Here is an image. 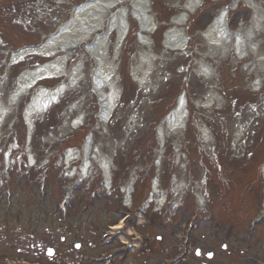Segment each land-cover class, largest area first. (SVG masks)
Returning a JSON list of instances; mask_svg holds the SVG:
<instances>
[{
  "label": "rangeland",
  "instance_id": "rangeland-1",
  "mask_svg": "<svg viewBox=\"0 0 264 264\" xmlns=\"http://www.w3.org/2000/svg\"><path fill=\"white\" fill-rule=\"evenodd\" d=\"M87 1L0 0V193L9 190L12 201L8 213L6 199L0 201V264L16 257L31 264H89L107 250L122 249L121 239L103 247L101 235L119 223L121 212L130 211V203L137 215L124 237L136 243L115 264H162L177 253L191 221L188 264H264V0H192L200 9L184 28L191 38L186 54L167 45L166 34L191 0H144L152 27L147 33L136 19L137 0L114 6L107 19L118 16L120 27L98 33L104 45L93 57L100 58L106 75L114 70L99 88L100 97L88 85L89 70L96 67L86 49L95 41L67 53L58 48L52 58L12 59L25 47L44 44V36ZM224 7L233 36L227 31L230 38L219 46L203 32ZM124 27L131 33L115 59ZM55 59L63 60L66 74L44 80L12 103L20 76ZM77 68L74 81L70 74ZM62 82V103L39 110L34 98L42 87L52 90ZM184 89L192 100V122L185 135L170 134L159 149L157 126ZM105 96L115 103L107 121L100 116ZM89 133L95 143L90 174L72 177L66 156L82 149ZM104 158L112 163L113 187L97 162ZM131 178L132 202L121 192ZM22 237L35 249L12 243ZM62 238L66 242L57 243V257L49 260L43 253L47 243ZM77 242L82 245L76 253ZM69 252L74 259H66Z\"/></svg>",
  "mask_w": 264,
  "mask_h": 264
},
{
  "label": "bare ground",
  "instance_id": "bare-ground-1",
  "mask_svg": "<svg viewBox=\"0 0 264 264\" xmlns=\"http://www.w3.org/2000/svg\"><path fill=\"white\" fill-rule=\"evenodd\" d=\"M128 0H94L91 3L87 4L85 7H82L76 11L75 20L72 24L67 25L64 27L59 34V36L51 39V41L47 42L42 48L38 49L39 56L45 57V58H51L54 57L58 51H67L70 49H76V47L79 46L80 43L84 40L86 43L90 41V38L92 37V33L94 31L99 30L104 26V22L108 17V14L113 11L114 6L122 4L123 2ZM114 7V8H113ZM133 7L136 8L137 16L136 19H139L141 22V28L142 31L147 33L150 32L149 30L152 29L150 26L149 21H151V18L148 16V6L144 2V0H138L137 3L133 5ZM199 9V5L196 2L189 1L187 4H185V11L181 13V15L177 16L174 19L173 24L176 26V28L172 31H170L167 34V41L171 43V47H176V49L180 46H183L187 43L186 37V31L182 28V26L186 25L192 14L197 13ZM259 14H256V17L258 18ZM225 14L222 16H219L216 21L208 27V29L203 32V35L206 37V39H209L210 41H218L219 46H222L224 43L227 42L228 38L230 36H233L230 33V36L228 37L227 30H225V23L226 20H224ZM259 19V18H258ZM120 18L117 16L114 18V20L108 24V27L110 29H117L120 27V23H118ZM87 21V22H85ZM81 23V24H80ZM86 24L87 31L84 30L82 27V24ZM257 23H259V20H257ZM256 23V24H257ZM89 25V26H87ZM79 27L76 31L75 28ZM82 33V34H80ZM95 33V32H94ZM93 33V34H94ZM125 31L123 30L121 40L125 37ZM65 34H69V36H66ZM74 34V35H73ZM77 35V36H76ZM102 39L100 38L96 44L95 47L90 48L88 52L93 54V56L97 57L99 56L100 49H97V46H102L104 43H102ZM121 44V43H120ZM120 44L119 49L117 51L116 57L119 55L120 51ZM97 49V50H96ZM34 53L33 51H26ZM24 52V53H26ZM23 54V53H22ZM97 54V55H96ZM98 58V57H97ZM100 58L98 59V61ZM102 61L100 60L99 67H98V77L99 81L97 82V87L101 88L103 85L102 83L106 81L107 77L110 78L114 74V70L109 68L108 74L106 75L101 67ZM64 71V63L62 59L57 60L56 62H50L44 65H40L32 72H25L19 79L18 85L16 90L14 91V95L12 98V103H15L16 99L18 97H22L25 93L28 92V85H34L38 83L39 81L46 79V78H52L55 76H60L63 74ZM74 77L75 79L79 80L78 76V68L74 71ZM138 75V73H137ZM72 77V76H71ZM65 86L58 87L53 92L50 93H41L40 98L37 102V107L42 105L43 109L45 107H50L53 103L57 102V99H60L64 93ZM106 90L105 86H103ZM101 91V90H100ZM100 94L102 93L99 92ZM102 95V94H101ZM102 103L100 104L102 107V115L103 120L107 121L109 116L112 113L114 101L110 97H101ZM33 110V109H32ZM32 113V112H31ZM190 119V109L188 107V100L187 96L180 97L175 107L167 114V116L162 120L158 127V141L160 142V146H163L167 136L170 134H175L176 136L178 134L184 135V131L187 127V122ZM91 148L92 144L90 141L86 142L83 149L78 151L77 153H74L73 156L76 158L73 160H69V162H73L80 158V156H83V163L85 167V171L88 170V174H90L89 170L92 168V154H91ZM91 155V156H90ZM98 164H100L102 175L105 177L106 185L109 187L114 185L113 182V169H112V163L108 159H101L97 160ZM112 183V184H111ZM135 181L132 180V183L128 186L126 185L123 190V194L126 196V200L129 198L132 202V195H133V185ZM116 229H120V227H117Z\"/></svg>",
  "mask_w": 264,
  "mask_h": 264
}]
</instances>
